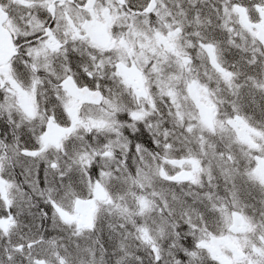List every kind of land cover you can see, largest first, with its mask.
<instances>
[{"label":"snow or ice","instance_id":"snow-or-ice-1","mask_svg":"<svg viewBox=\"0 0 264 264\" xmlns=\"http://www.w3.org/2000/svg\"><path fill=\"white\" fill-rule=\"evenodd\" d=\"M0 264H264V0H0Z\"/></svg>","mask_w":264,"mask_h":264}]
</instances>
